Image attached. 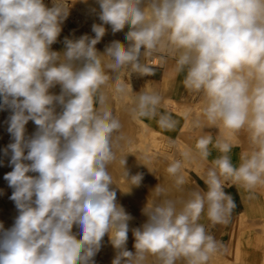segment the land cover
<instances>
[{
	"label": "clouds",
	"instance_id": "1",
	"mask_svg": "<svg viewBox=\"0 0 264 264\" xmlns=\"http://www.w3.org/2000/svg\"><path fill=\"white\" fill-rule=\"evenodd\" d=\"M51 3L0 0V111L10 113L11 137L3 155L12 168L4 179L17 211L10 227L0 222V264H96L106 236L111 264H212L226 246L211 228L229 224L236 208L225 186L249 201L264 193V0H96L95 35L65 37L62 51L52 45L75 0ZM106 25L113 34L127 31L124 42L100 52ZM154 62L169 82L156 89L149 80L134 92L130 78L154 76ZM179 77L199 100L198 110L184 113L198 136L167 164L168 182L151 189L146 219L130 229L110 169H122V193L143 180L129 174L128 155L155 171L152 157L127 151L132 139L113 101L134 120L174 131L179 121L165 100ZM210 146L219 155L209 163ZM187 166L200 170L203 188L189 185Z\"/></svg>",
	"mask_w": 264,
	"mask_h": 264
},
{
	"label": "rangeland",
	"instance_id": "2",
	"mask_svg": "<svg viewBox=\"0 0 264 264\" xmlns=\"http://www.w3.org/2000/svg\"><path fill=\"white\" fill-rule=\"evenodd\" d=\"M93 1L94 4L92 3V5L85 6V3L87 2H84V0H75V3H73L72 7L70 8V13L68 18L62 25V32L58 38L57 43L52 45L53 50H57V49L60 51L63 50L64 48L63 40L65 37L78 38L84 34H88L92 36L95 35L91 30L92 25L94 23H101V22L98 18V15H96L91 11L92 8H96L97 12L99 11L98 9L99 6L96 3V0ZM51 6L52 3L49 7ZM105 27L107 31L105 36L102 38V40L107 39L108 41L111 42L112 40L118 39L121 42H124V34L127 31V27L123 31L115 34L111 32L110 26L106 25ZM102 40L100 43H98L99 45H96L97 49H100V52H103L104 51L103 47L106 46L104 43L102 44V46H100ZM133 76L131 77L132 79L130 78L131 86L134 92H139L140 85H139L138 77L135 75ZM57 89L55 88L54 90H56L57 92L55 93L58 94L60 91L59 86H57ZM188 108H191L193 111L198 110L199 100H197L194 97L187 96L186 93L183 99L173 104L171 108L175 113L178 114L181 120L180 126L178 127L176 133L168 134L157 129L156 127H154L153 125H151L150 123L144 120H142L143 121L142 124L139 121L136 122V120H141V119H136V120L132 119L126 110V105L124 104V102L120 100L113 101L114 112L118 114L119 117L121 118L123 124V130L126 133V135L132 139V143L127 146V151L136 153L138 155L140 153H145L148 156L152 157L153 163L150 164L151 165L150 169H153L155 171V175L152 172H150L146 166L141 165L139 162L138 163L140 164L141 169H143V171L146 172L147 175H149L150 177L153 176L152 180L154 182L157 181L158 176L161 173L166 172L165 170L167 164L171 160L178 158V149H182L183 147L189 144L193 146L195 144V140L196 137L198 136V133L192 132L186 126V121L184 119V113ZM9 114L10 113L8 111H0V161H2V163H0V222H3L6 228L12 225L14 218L17 215L14 202L9 199L13 190L8 186V182L4 179V175L12 170V168L8 166L9 157H5L3 155V149L6 148L7 145L11 142L10 134L7 132V123H6ZM173 115L175 116L174 113ZM175 118L177 119L176 116ZM152 123L155 126H158L154 120H152ZM35 127L36 126L34 125V123L29 121V123L26 125L28 134L34 132ZM205 131L211 132L215 136L216 129H205ZM169 138L175 139L177 141L175 147L169 144ZM235 144L243 148L244 146L243 137H241L240 141H237ZM132 160L136 162L138 161L134 155L131 154L128 155L127 166L130 165ZM190 167L191 166H187L189 185L192 187H196L193 181V172H192L193 167L191 168ZM115 169L116 167L110 170L113 173ZM114 178L117 181L116 186L121 191L127 189L125 178L123 177L122 172L121 173L118 172L114 176ZM154 187L155 186H153L152 188ZM119 189H117V199L125 207L126 211L128 213L130 212V214L133 217V220L129 222L130 229L140 226V224H142L146 219L142 215L141 210L144 207L146 203V199L150 192L149 191L144 192L142 189L133 187L130 193H122L120 192ZM262 195L264 197V193H262ZM127 202L128 204L131 203L132 207H128L126 205ZM129 208H132L133 210ZM257 212L263 215L264 217V209L263 210L258 209ZM263 225H264V221L261 224V226L259 225V227L262 228ZM75 230L76 229H74V231ZM128 235L129 236L132 235L131 231H129ZM129 240L130 238L128 239V241ZM127 249L130 251H134V248H131L130 244L127 245ZM114 255H115V251L111 246V244L109 243L108 237L106 236L104 238V244L101 250L95 256V262L96 264H111ZM217 264H231V263L228 261L219 260Z\"/></svg>",
	"mask_w": 264,
	"mask_h": 264
},
{
	"label": "crops",
	"instance_id": "3",
	"mask_svg": "<svg viewBox=\"0 0 264 264\" xmlns=\"http://www.w3.org/2000/svg\"><path fill=\"white\" fill-rule=\"evenodd\" d=\"M153 67L155 70V75L151 77H138L139 81V90H141L147 81H151L152 87L159 89L164 86L165 83L169 82L170 77L166 70L162 67L159 66L157 63H153ZM182 79V77L177 78L175 86L171 87L170 90L167 93L166 96V101H165V108L174 113L175 116L177 117L179 124L178 127L180 126L181 120L178 116L177 113H175L171 108L173 104H175L178 101H181L183 97L186 95L185 90L183 87L180 85L179 81ZM144 120L157 129L168 133V134H174L177 132V129L174 131H164L160 129L158 126H155L152 123V120L149 119H141ZM211 149V155L208 158V162L210 163L211 160L215 159L217 155H219L218 151L210 146ZM242 150V147H240L237 144H234L233 150H232V159L233 162L236 163L239 160V154ZM198 171V172H197ZM193 172V181L195 183L196 187L203 188V181L201 179V172L197 168H192ZM200 173V174H199ZM225 191L228 192L234 199L236 203V208L233 211L232 218L229 224L227 225H216L214 228H211V233L217 238V240L221 241L225 246L227 245L229 234H230V229L232 227V222L234 221V218L238 217L240 214L246 212V202H247V194L243 192V190L238 189L236 186H225ZM252 204L253 212H251L247 216V225L248 227L244 230L239 231V237L235 240L233 247H232V252H230L226 256V260L230 262L231 264H242L243 263V257H242V240L247 238V241L250 242V237L253 235H259L261 234V228L259 227L260 224L263 223L264 217L263 215L257 213L258 208L260 210L264 209V197L262 193L257 194V198L255 200L250 201ZM257 209V210H256ZM207 223V222H206Z\"/></svg>",
	"mask_w": 264,
	"mask_h": 264
},
{
	"label": "bare ground",
	"instance_id": "4",
	"mask_svg": "<svg viewBox=\"0 0 264 264\" xmlns=\"http://www.w3.org/2000/svg\"><path fill=\"white\" fill-rule=\"evenodd\" d=\"M87 3H85V6L88 5H92V3L94 2L93 0H86ZM94 4V3H93ZM99 9V8H98ZM69 36V35H68ZM59 38V37H58ZM109 44L110 41H108L107 39H103L102 43L100 46H102V44ZM99 45V44H97ZM104 46V45H103ZM105 47V46H104ZM103 47V49H104ZM102 48V47H99ZM100 51V49H98ZM56 51H60V50H56ZM134 77V76H133ZM132 79V78H131ZM135 81V80H134ZM57 89V88H56ZM58 90V89H57ZM54 92H57L56 90L53 89ZM166 101V100H165ZM136 120V119H135ZM139 121L142 124V120H136V122ZM138 122V123H139ZM158 161V160H157ZM157 163V162H156ZM142 165V164H141ZM157 165V164H156ZM164 165V164H163ZM143 167V166H142ZM128 170H129V174L131 175H135L136 173H143V180L141 182V185L139 187V189H142L144 192H150L151 189H153V186H156L158 183H167L168 182V177H167V173L163 172L158 176V179L156 182H154L152 180V177H150L149 175H147L146 172L143 171V169H141L140 164L138 163V161H134L132 160L130 165L127 166ZM151 168V165L150 167ZM191 168V167H190ZM118 172H122V169H120L119 167H116V169L113 171V176H115ZM198 172V171H197ZM200 174V173H199ZM153 175V174H152ZM2 190V189H1ZM3 194V193H2ZM11 202V201H10ZM11 204V203H10ZM13 204V203H12ZM128 207H132V204H126ZM131 210H133L132 208H129ZM259 209V208H258ZM257 210V209H256ZM258 211V210H257ZM253 212V208H252V204L249 200H247L246 202V212L240 214L238 217L234 218V221L232 222V227L230 229V234H229V238H228V242L226 245V251L223 252L222 255L218 256L217 258H215L212 261V264H217L219 260L221 261H225L224 259H226V256L232 252V247L233 244L235 242V240L239 237V231L240 230H244L248 227L247 225V216ZM263 212V211H262ZM130 213V212H129ZM258 213V212H257ZM132 216V215H131ZM141 225V224H140ZM261 226V224H260ZM130 240L127 242V245L130 244L131 248H134V238L133 236H129ZM241 248H242V257H243V263L242 264H264V225L261 228V234L259 235H253L250 237V242L247 241V238L242 240V244H241ZM230 255V254H229ZM228 257V256H227ZM241 264V263H240Z\"/></svg>",
	"mask_w": 264,
	"mask_h": 264
},
{
	"label": "built area",
	"instance_id": "5",
	"mask_svg": "<svg viewBox=\"0 0 264 264\" xmlns=\"http://www.w3.org/2000/svg\"><path fill=\"white\" fill-rule=\"evenodd\" d=\"M45 4L50 6L51 5V0H45Z\"/></svg>",
	"mask_w": 264,
	"mask_h": 264
}]
</instances>
